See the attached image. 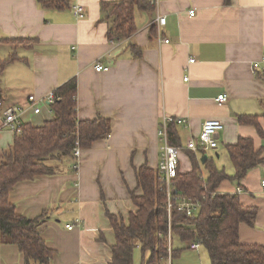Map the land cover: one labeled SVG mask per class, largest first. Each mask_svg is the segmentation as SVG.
<instances>
[{
  "label": "crops",
  "instance_id": "crops-1",
  "mask_svg": "<svg viewBox=\"0 0 264 264\" xmlns=\"http://www.w3.org/2000/svg\"><path fill=\"white\" fill-rule=\"evenodd\" d=\"M115 1L120 0H69L68 8L51 10L39 0H0L4 105L22 107L23 123L41 127L52 112L41 105V114L35 115L29 97L42 100L76 78L79 120H111L109 138L82 150L76 172L66 168L60 175L39 176L19 183L10 194L23 217L36 219L48 211L41 231L54 252L50 264L112 263L116 238L108 213L127 221L137 211L131 196L142 195L137 171L144 166L157 171L164 117L186 120L173 125L181 174L193 170L186 144L197 141L206 120H219L225 128L217 136V149L194 154L202 164L214 158L224 168L220 164L230 162L227 145L240 138L252 139L256 149L264 147L257 129L238 120L259 116L264 131V78L253 68L264 58V0H150L154 10H135L137 31L127 41L114 39L101 9V3ZM76 4L86 10L83 19L73 13ZM160 18L166 25L159 24ZM4 39L26 42L13 46ZM131 44L141 48L142 58L134 56ZM97 65L109 70L99 73ZM224 94L227 102H218ZM13 142L12 132L0 131V152ZM227 173L234 175V167ZM263 181L261 165L242 182L226 181L218 190L237 194L240 188L241 204L258 209L255 226L240 227L244 245L264 246ZM227 182L231 185L224 186ZM192 252L197 257L183 264H211L200 250ZM0 264H25V257L18 246L3 245Z\"/></svg>",
  "mask_w": 264,
  "mask_h": 264
},
{
  "label": "trees",
  "instance_id": "trees-1",
  "mask_svg": "<svg viewBox=\"0 0 264 264\" xmlns=\"http://www.w3.org/2000/svg\"><path fill=\"white\" fill-rule=\"evenodd\" d=\"M39 3L51 10L69 7V0H39ZM101 9L112 23L110 33L114 34V39L127 41L137 31L135 10L153 11L154 6L150 0H120L103 2ZM2 41L13 46L26 42L25 39ZM130 48L136 58H142L141 48L134 44ZM4 66L0 62V102H4L1 87ZM256 76L264 78L260 72H256ZM54 93L56 102L50 106L52 119L41 127L23 124L21 133L14 135L12 146L0 152V248L3 245L18 246L25 264L51 263L54 252L47 247L41 231L48 219V211L36 219L19 215L16 206L10 202L11 192L19 183L34 181L39 176L60 175L66 168L76 172V143L82 150H89L95 142L111 135L109 118L99 116L95 120H79L76 78ZM238 120L240 124L254 126L264 139L259 116H240ZM169 140L171 145L178 146V131L174 126L170 128ZM226 149L235 169L234 175L219 168L214 158L202 164L194 152L189 154L192 172L181 174L178 166L172 184L176 194L201 203L200 211L192 217L179 211L177 203L169 214L158 172L146 166L140 168L137 182L142 195L131 194L137 211L131 212L127 221L108 213L116 238L111 264H134L136 250L142 253L141 264H172L184 251L173 248V238L184 244L200 243L211 264H264V246L244 245L239 237L242 224L255 226L258 209L244 207L238 194L218 192L224 182L240 183L251 170L264 165V147L256 149L252 139L240 138Z\"/></svg>",
  "mask_w": 264,
  "mask_h": 264
},
{
  "label": "built area",
  "instance_id": "built-area-1",
  "mask_svg": "<svg viewBox=\"0 0 264 264\" xmlns=\"http://www.w3.org/2000/svg\"><path fill=\"white\" fill-rule=\"evenodd\" d=\"M155 1V0H154ZM85 8L76 4L73 6L74 15L83 19L85 17ZM191 16H194V11L190 12ZM166 18H160L159 24L166 25ZM165 43H169L168 40ZM195 60H191V63H194ZM255 72H260L264 75V58L262 63H255L253 66ZM97 72H106L109 70L108 67L103 65H97L95 67ZM228 100L227 95H221L218 97V102L225 103ZM56 102V95L54 92L47 95L44 99L38 100L34 96H30L28 103L33 108L35 115L41 114V105L48 106L50 108ZM22 107L10 106L6 107L3 102H0V121L2 123L1 130H8L15 134H20L22 131L23 120H22ZM186 120L181 118H173L166 116L161 122V126L158 131V136L161 139V148H160V160L157 172L162 184V189L165 191L167 197V209L169 214H171L172 209L174 208L175 203L178 204V209L181 212L186 213L189 217L194 216L200 211L201 203L198 200H194L190 197H183L176 194L173 187V180L175 178L176 170L179 166V154L181 149L170 144L169 140V131L173 125H184ZM224 124L216 119L206 120L202 126V130L198 135L197 141L189 140L186 144V149L192 151L196 154L205 153L208 150H214L218 148L217 136L224 131ZM82 153V149L79 146V143H76V148L74 150V156L79 160ZM79 162L75 169H78ZM264 186V181H263ZM242 189H237V194H241ZM74 227L68 225L67 229L72 230ZM201 244L198 242H191L189 249L191 251H198L201 248Z\"/></svg>",
  "mask_w": 264,
  "mask_h": 264
},
{
  "label": "rangeland",
  "instance_id": "rangeland-1",
  "mask_svg": "<svg viewBox=\"0 0 264 264\" xmlns=\"http://www.w3.org/2000/svg\"><path fill=\"white\" fill-rule=\"evenodd\" d=\"M224 162V161H223ZM221 167H224L226 168L227 171L233 169L232 167V164H230V162L226 164H220ZM206 174V172H205ZM226 185H231L229 182L225 183L224 186ZM178 243H179V247H178ZM190 245V243H187V244H184V243H181L177 238H173V247L174 249H177V248H180L181 249H184V251L181 253L182 256L180 259L176 258L175 259V264H183L185 262V260H189V258L192 256V257H197V254H195L194 252H192L191 250H189L188 246ZM200 254L204 256V259L208 257L209 259V256H208V253L207 251L205 250V248H200ZM178 259V260H177ZM142 262V253L140 250H136L135 251V255H134V264H141Z\"/></svg>",
  "mask_w": 264,
  "mask_h": 264
}]
</instances>
